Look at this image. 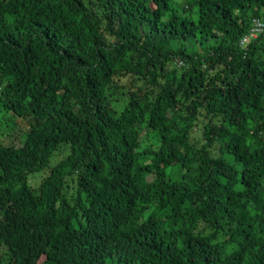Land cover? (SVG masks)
Returning <instances> with one entry per match:
<instances>
[{"label": "trees", "instance_id": "obj_1", "mask_svg": "<svg viewBox=\"0 0 264 264\" xmlns=\"http://www.w3.org/2000/svg\"><path fill=\"white\" fill-rule=\"evenodd\" d=\"M254 19L264 0H0V126L23 128L0 264H264Z\"/></svg>", "mask_w": 264, "mask_h": 264}, {"label": "rangeland", "instance_id": "obj_2", "mask_svg": "<svg viewBox=\"0 0 264 264\" xmlns=\"http://www.w3.org/2000/svg\"><path fill=\"white\" fill-rule=\"evenodd\" d=\"M178 5V2L175 1ZM180 63H177V66ZM22 126L19 124H14L12 121H6V124L0 126V142L1 143H21L23 140V130ZM66 148H60L57 153H55L49 160V164H53L59 158H61L66 153ZM47 169V168H46ZM42 172L36 173L34 176L30 177L32 183L36 182Z\"/></svg>", "mask_w": 264, "mask_h": 264}, {"label": "built area", "instance_id": "obj_3", "mask_svg": "<svg viewBox=\"0 0 264 264\" xmlns=\"http://www.w3.org/2000/svg\"><path fill=\"white\" fill-rule=\"evenodd\" d=\"M263 28H264V22L259 19H254L250 30L242 38L241 43H244L249 39L255 38L258 35V33H260L263 30Z\"/></svg>", "mask_w": 264, "mask_h": 264}]
</instances>
